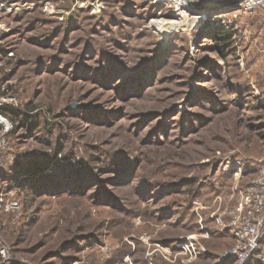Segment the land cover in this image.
<instances>
[{
    "label": "rangeland",
    "instance_id": "obj_1",
    "mask_svg": "<svg viewBox=\"0 0 264 264\" xmlns=\"http://www.w3.org/2000/svg\"><path fill=\"white\" fill-rule=\"evenodd\" d=\"M243 1L0 0V264H264L232 228L264 161Z\"/></svg>",
    "mask_w": 264,
    "mask_h": 264
},
{
    "label": "built area",
    "instance_id": "obj_2",
    "mask_svg": "<svg viewBox=\"0 0 264 264\" xmlns=\"http://www.w3.org/2000/svg\"><path fill=\"white\" fill-rule=\"evenodd\" d=\"M164 1L174 12L182 14L188 12L195 0ZM241 4L245 11L264 9V0H244ZM236 209L238 217L232 221L235 237L241 241V248L253 247L261 233L260 229H264V161L261 163L257 176L241 192ZM240 247L238 249L244 251Z\"/></svg>",
    "mask_w": 264,
    "mask_h": 264
},
{
    "label": "trees",
    "instance_id": "obj_3",
    "mask_svg": "<svg viewBox=\"0 0 264 264\" xmlns=\"http://www.w3.org/2000/svg\"><path fill=\"white\" fill-rule=\"evenodd\" d=\"M223 9L224 8H222L221 11H224ZM227 12H229V10L225 11V13H227ZM214 22H215V24H214V27L212 29L213 39L215 41L222 42L220 44V46H222L223 43H225L226 41H228L230 39L229 32L227 31L226 27L221 23L220 16H216L214 18ZM221 53L224 54L223 50H221Z\"/></svg>",
    "mask_w": 264,
    "mask_h": 264
},
{
    "label": "bare ground",
    "instance_id": "obj_4",
    "mask_svg": "<svg viewBox=\"0 0 264 264\" xmlns=\"http://www.w3.org/2000/svg\"><path fill=\"white\" fill-rule=\"evenodd\" d=\"M221 9H218L216 11H219L218 13H221ZM234 9H230V11H233ZM228 13V12H227ZM222 14H225V13H221V14H217V13H213V16H220ZM180 15V14H179ZM214 17V18H215ZM184 21V22H187L188 21V18L186 16H183V15H180L178 16V21ZM180 21V22H181ZM154 26H156L158 29H163V30H170L171 28H176L177 26L181 25V24H177V22H166L165 20H157V21H154Z\"/></svg>",
    "mask_w": 264,
    "mask_h": 264
}]
</instances>
